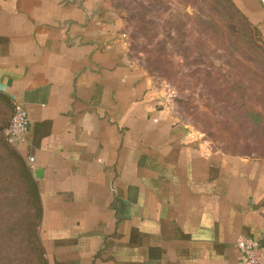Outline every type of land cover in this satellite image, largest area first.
<instances>
[{
	"label": "crops",
	"instance_id": "obj_1",
	"mask_svg": "<svg viewBox=\"0 0 264 264\" xmlns=\"http://www.w3.org/2000/svg\"><path fill=\"white\" fill-rule=\"evenodd\" d=\"M230 1L264 40L260 0ZM126 46L104 0H0V103L7 126L28 111L14 149L48 264H243L240 238L264 247V160L204 150Z\"/></svg>",
	"mask_w": 264,
	"mask_h": 264
},
{
	"label": "rangeland",
	"instance_id": "obj_2",
	"mask_svg": "<svg viewBox=\"0 0 264 264\" xmlns=\"http://www.w3.org/2000/svg\"><path fill=\"white\" fill-rule=\"evenodd\" d=\"M104 3L122 25L130 65L154 79L179 124L204 150L264 160V40L230 0ZM3 105L0 264H9L7 256L16 246L8 253L6 239L13 233L15 242H20L23 230L9 232L7 226L23 213L6 206L11 198L7 192L18 193L23 185H17L22 166L5 137Z\"/></svg>",
	"mask_w": 264,
	"mask_h": 264
},
{
	"label": "trees",
	"instance_id": "obj_3",
	"mask_svg": "<svg viewBox=\"0 0 264 264\" xmlns=\"http://www.w3.org/2000/svg\"><path fill=\"white\" fill-rule=\"evenodd\" d=\"M17 158L22 166L21 180L18 181L17 185L22 184L23 189L18 191V193H13V190H9L7 195L9 194L11 198L7 199L6 206L9 208H15V206L20 208L23 215L8 223L7 228L9 232L23 230V236L20 238V242H15L16 240L12 238L13 233H10L8 239H6L5 247L8 253L12 246H16V251L9 253L7 256L8 261L6 260V262L9 264H15L13 262H17L18 264H48L39 237L42 209L38 190L26 163L18 154ZM16 201H19L20 204ZM29 257H31L30 260Z\"/></svg>",
	"mask_w": 264,
	"mask_h": 264
},
{
	"label": "built area",
	"instance_id": "obj_4",
	"mask_svg": "<svg viewBox=\"0 0 264 264\" xmlns=\"http://www.w3.org/2000/svg\"><path fill=\"white\" fill-rule=\"evenodd\" d=\"M264 6V0H260ZM30 129L28 111L24 105L15 102L13 115L5 130L7 142L16 147L25 142ZM34 158H29V163H34ZM237 249L243 256V264H264V247L251 238H240L236 242Z\"/></svg>",
	"mask_w": 264,
	"mask_h": 264
}]
</instances>
